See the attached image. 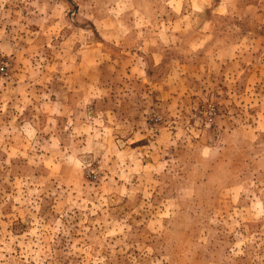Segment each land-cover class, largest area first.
<instances>
[{
	"label": "rangeland",
	"instance_id": "374dc122",
	"mask_svg": "<svg viewBox=\"0 0 264 264\" xmlns=\"http://www.w3.org/2000/svg\"><path fill=\"white\" fill-rule=\"evenodd\" d=\"M0 264H264V0H0Z\"/></svg>",
	"mask_w": 264,
	"mask_h": 264
}]
</instances>
